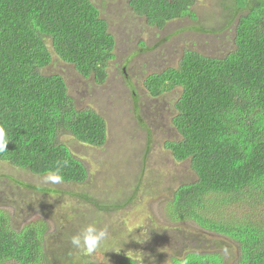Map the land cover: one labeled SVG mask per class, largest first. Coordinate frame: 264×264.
<instances>
[{
	"label": "trees",
	"instance_id": "16d2710c",
	"mask_svg": "<svg viewBox=\"0 0 264 264\" xmlns=\"http://www.w3.org/2000/svg\"><path fill=\"white\" fill-rule=\"evenodd\" d=\"M222 3L228 10L223 30L234 31L232 50L216 57L186 49L176 66L148 75L144 87L152 97L180 88L172 120L180 138L164 146L176 161L190 162L195 178L175 188L167 216L237 242L234 264H264V0ZM195 4L129 0L134 13L159 29L194 17ZM115 47L107 20L91 0H0V122L11 138L0 160L36 175L67 161L63 182H85L87 165L63 137L101 147L108 137L106 119L78 107L64 77L45 68L56 54L82 76L104 83ZM48 229L37 218L15 230L0 213V264H98L82 261V255L72 258V234L49 252ZM117 264L140 262L125 255ZM162 264L223 261L219 253L192 251Z\"/></svg>",
	"mask_w": 264,
	"mask_h": 264
},
{
	"label": "rangeland",
	"instance_id": "374dc122",
	"mask_svg": "<svg viewBox=\"0 0 264 264\" xmlns=\"http://www.w3.org/2000/svg\"><path fill=\"white\" fill-rule=\"evenodd\" d=\"M91 1L116 40L107 79L98 83L93 76L84 77L56 54L45 71L64 77L78 107L104 116L107 141L95 147L72 135L63 137L87 165L89 177L82 183H44L45 175L0 160V213L15 230L44 219L49 252L61 249L67 235L88 223L107 225L110 239L93 255L71 249L72 258L82 255V261L117 264L127 255L140 264H162L196 251L219 253L223 264H234L240 254L237 242L167 216L166 204L175 188L195 178L190 162L176 161L164 146L180 138L172 122L180 88L152 97L144 87L148 75L176 66L186 49L216 57L232 50L234 31L232 26L223 30L228 10L222 3L232 0H196L194 17L170 21L161 29L134 13L129 0ZM33 185L51 191L40 192Z\"/></svg>",
	"mask_w": 264,
	"mask_h": 264
},
{
	"label": "clouds",
	"instance_id": "9594fccd",
	"mask_svg": "<svg viewBox=\"0 0 264 264\" xmlns=\"http://www.w3.org/2000/svg\"><path fill=\"white\" fill-rule=\"evenodd\" d=\"M11 138L8 135L7 125L0 122V153L7 150V145ZM67 164L64 161L62 165L49 171L44 177V183L60 184L63 182V166ZM110 239V232L107 225L99 226L97 222L88 223L80 232L74 233L69 237L73 248L77 249L84 256H91L101 249Z\"/></svg>",
	"mask_w": 264,
	"mask_h": 264
},
{
	"label": "flooded vegetation",
	"instance_id": "af4514ba",
	"mask_svg": "<svg viewBox=\"0 0 264 264\" xmlns=\"http://www.w3.org/2000/svg\"><path fill=\"white\" fill-rule=\"evenodd\" d=\"M53 257V256H52Z\"/></svg>",
	"mask_w": 264,
	"mask_h": 264
}]
</instances>
